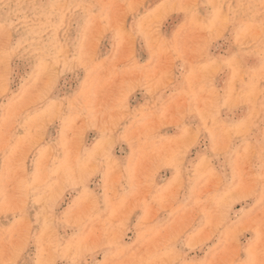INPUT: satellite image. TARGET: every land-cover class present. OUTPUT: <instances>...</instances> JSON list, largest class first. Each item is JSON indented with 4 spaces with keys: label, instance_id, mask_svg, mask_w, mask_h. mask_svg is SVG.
Masks as SVG:
<instances>
[{
    "label": "rangeland",
    "instance_id": "374dc122",
    "mask_svg": "<svg viewBox=\"0 0 264 264\" xmlns=\"http://www.w3.org/2000/svg\"><path fill=\"white\" fill-rule=\"evenodd\" d=\"M0 264H264V0H0Z\"/></svg>",
    "mask_w": 264,
    "mask_h": 264
}]
</instances>
